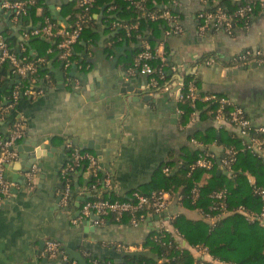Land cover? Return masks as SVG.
Listing matches in <instances>:
<instances>
[{
	"label": "crops",
	"instance_id": "crops-1",
	"mask_svg": "<svg viewBox=\"0 0 264 264\" xmlns=\"http://www.w3.org/2000/svg\"><path fill=\"white\" fill-rule=\"evenodd\" d=\"M40 1L35 14L28 12L17 21L0 5V38L16 52L28 54L30 61H40L44 70L16 105L17 117L26 123V135L15 146L18 159L5 167L12 188L0 201V264H68L62 258L44 261L50 239L59 241L70 259L74 258L67 248L79 252L88 264L94 259L119 262L125 254L118 248L120 244L145 250L144 241L151 231L161 229L163 221L166 228L175 229L172 215L182 213L190 219L206 220L201 209L186 207L177 195L163 218L147 215L136 225L109 217L101 224L96 215L82 218L80 214L82 204L91 197L127 199L135 190L150 193L160 189L166 173L162 165L171 162L177 171L198 152L192 138H199L193 134L218 124L211 118L180 124L177 87L189 75L199 80V91L232 98L254 123L264 124V65L236 62L247 49L264 50V13L243 26L238 24L232 35L214 29L201 35L198 14L210 6V0H179L178 5L170 2L181 18V34H173L166 22L145 23V39L166 61L168 79L163 86L170 87L154 92L148 87V76L130 73L140 41L117 36L118 28L126 22L116 18L113 8L104 7L93 14L73 47L74 60L67 65L52 38L34 36L31 31L42 25L45 6L58 25L72 26L78 19L79 0ZM120 80L129 82L134 90H126ZM21 84L22 79L10 65L0 67V103L6 104ZM0 135L8 136L7 123L1 118ZM90 143L94 148H88ZM205 144L213 145L220 154L228 147L216 141ZM76 149H89L87 152L97 157L101 173L95 190L87 167L70 173L72 192L65 206L63 174ZM40 150L41 156L36 157ZM34 165L37 172L29 184L26 174ZM216 169L226 174L220 167ZM208 178L206 173L200 184ZM249 178L256 179L253 174L248 175V182ZM185 249L198 262V253Z\"/></svg>",
	"mask_w": 264,
	"mask_h": 264
},
{
	"label": "built area",
	"instance_id": "built-area-1",
	"mask_svg": "<svg viewBox=\"0 0 264 264\" xmlns=\"http://www.w3.org/2000/svg\"><path fill=\"white\" fill-rule=\"evenodd\" d=\"M95 1L96 0H79V5L84 9L85 13L78 17L74 26H60L56 21L52 20V18L46 17L42 25L33 29L31 34L34 36L44 35L56 39V46L59 50L60 57L67 65L71 64L73 47L80 40L86 26L92 21L93 14L90 13V11ZM127 1L141 10L143 16L151 21H165L171 27V32L173 34L178 35L183 32L181 18L176 12L170 9L158 11L149 10L146 6V0ZM210 2L213 4V9L208 7L198 14L200 20L199 33L201 35L207 34L212 29L232 35L236 31L238 19H244L248 22L255 15L264 13V0H239V6L234 11H230L224 7L221 0H210ZM178 3L179 0L171 1L172 5H178ZM32 4L33 1L0 0L1 7L9 11L16 21L28 14ZM117 25L122 26L120 22H117ZM139 25V22L133 25H123L126 27L129 37H132V31H136L135 36L140 41V51L135 57L134 65L130 69V73L134 74L135 71H138L148 76V87L154 92H159V90L163 88L169 89V86L164 85V87L161 85V82L166 78L163 70L166 61L153 50L150 42L139 32ZM156 58L161 60L159 69L153 64ZM236 62L240 65H250L253 62L264 65V50L247 49L236 58ZM39 64L40 61H30L26 55H22L13 50L7 40L0 38V67L10 65L13 72L22 79L35 76L38 72ZM185 85L183 81L180 83V86L177 87L178 101H181L184 97L182 91ZM29 91V88L22 90L21 87L18 86L11 96L9 105L2 107L0 104V113H10L13 111L16 108L19 98L28 94ZM187 91L186 98L192 102L193 106H196V101L198 100L205 102L207 105L214 104L216 106L213 112L214 121L219 127L231 129L240 140V147L234 145L223 147V154H220L213 148V145L205 144L192 138V142L197 147L198 152L194 162L189 165L188 177H191L192 174L198 170H203L208 173L220 167L231 178L235 175L234 165L237 162L240 152H249L257 158L264 160V124L254 123L245 113L244 109L226 95L217 93L200 95L197 85L193 82L189 83ZM179 112L181 113V110H179ZM199 120L200 110L195 108L191 113L189 124H196ZM25 135L26 123L22 117H18L17 121L10 128L7 137L0 135V201L8 197L11 193L12 183L9 182L5 176V167L7 164L18 159L15 146ZM73 157V161L68 163L63 174L65 187L62 192V204L65 206L69 203L72 192L70 173L80 167L83 161H87V168L95 177L98 176V170L100 168L97 157L89 152L81 153L76 149ZM164 171L169 173L170 169L165 167ZM36 172V165L27 172L26 177L29 184L33 183ZM249 185L252 193L262 202V207L259 211L248 210L244 205H239L238 207L230 209L228 206L230 192L228 188H222L212 193L209 211L205 212L201 210L203 217L214 223L223 216L238 212L244 214L250 221H258L261 225H264V185L259 184L254 178H249ZM97 187L96 182L91 184L93 190L97 189ZM176 195L179 200L183 199L180 192L178 193L176 190L172 189L154 190L150 193L135 190L127 199H113L97 196L85 200L81 207L80 216L86 218L92 214L96 215L99 218V223L102 224L110 216H113L116 221H121L125 215H129L130 222L136 225L143 223L147 215H156L163 218L168 211L172 199ZM199 196L200 188L199 185H196L192 189V200L194 203L198 200ZM171 218H175V215H172ZM165 223L166 221H163V225L160 229V231L163 232L162 236H154L156 241H161V237H166L167 234L170 235L171 233L172 236H170L172 238L164 241V244H174L175 247L180 250H186L185 248L195 250L199 256L197 264H228L215 260L210 254L208 247L204 245H188L181 232L176 229L169 230L166 228ZM118 248L124 253L137 251V247L125 244H120ZM43 254L48 259L55 260L61 256L62 260L66 261L68 264H79L76 260L69 258L62 249L60 242L55 239H50L46 242V248ZM209 256L212 257L211 260L208 259ZM97 263L98 260H92V264ZM157 264H171V259L168 257H159L157 259Z\"/></svg>",
	"mask_w": 264,
	"mask_h": 264
},
{
	"label": "trees",
	"instance_id": "trees-1",
	"mask_svg": "<svg viewBox=\"0 0 264 264\" xmlns=\"http://www.w3.org/2000/svg\"><path fill=\"white\" fill-rule=\"evenodd\" d=\"M172 0H146V6L149 10H164L173 9L169 6ZM221 3L230 11H234L239 6V0H221ZM42 4L37 0L36 4L31 5L29 8L30 14H35L37 7ZM77 19L80 15L85 13L84 9L79 5L77 6ZM113 8L112 12L116 13V18L125 20L126 25H133L139 22V32L144 36V29L146 22H165L163 20L151 21L143 16V12L131 5L127 0H96L90 13L94 14L102 8ZM213 9V4L209 6ZM50 17L48 8L45 6L44 19ZM247 23L244 19H238L237 24L242 26ZM76 24V21L72 26ZM118 28V27H117ZM116 28V29H117ZM118 37L122 36L124 39L138 40L135 36L136 31H132L133 35L130 38L127 35V29L125 26L118 28ZM55 42L56 39L52 38ZM139 41V40H138ZM153 50L155 48L152 46ZM26 55V54H23ZM29 57V55L27 54ZM75 56L71 57V63ZM29 59H32L29 57ZM37 61V60H34ZM135 61V59H134ZM134 61L131 62V67L134 65ZM153 64L159 69L161 60L159 58L154 59ZM165 80L161 82V85L168 79L166 69L164 67ZM44 70L38 65V72L33 77L22 78L21 89L29 88L32 80L42 77ZM185 82V88H183V99L179 101L180 104V124L188 125L192 111L197 108L200 110V120L214 119V110L216 106L207 105L205 102L198 100L196 106H193L192 102L186 98L187 88L189 83L193 82L197 85L198 93L205 95L206 93L199 91V80L195 79L192 75L187 76ZM212 93V92H210ZM11 102L8 99L7 103H0L2 107H6ZM0 118L7 123L8 134L10 128L17 121L16 108L10 113H0ZM198 122V123H199ZM200 131V130H199ZM196 131L193 136L199 138L203 143H209L216 141L217 144H224L228 147L234 145L240 147V140L234 132H230L226 127L211 126L205 131ZM3 136V135H2ZM6 137V136H3ZM90 151L89 149H81V153ZM197 157V151L191 159H188L177 171H173L174 167L171 162L162 165V168L168 167L169 173L162 175L160 189L176 190L180 191L183 196L182 201L184 205L190 209H201L202 211H209L211 204V195L214 191L228 188L230 194L228 198V206L230 209L244 205L248 210L259 211L262 207V202L256 197L252 191L248 182V175L253 174L257 182L264 185V160L257 158L249 152H240L237 162L234 165L235 175L229 177L226 174L219 172L218 169H213L208 172L209 178L203 184L201 180L207 173L203 170H198L192 174L191 177L187 176L189 165L194 162ZM88 166L87 161H83L80 167L86 168ZM161 168V169H162ZM163 170V169H162ZM161 170V171H162ZM101 171L98 170V176L100 177ZM93 176V175H92ZM97 176V177H98ZM71 177V176H70ZM95 176L91 178V184L96 181ZM196 185H199L200 196L194 203L192 200V189ZM157 189V190H160ZM109 196V195H107ZM113 197V196H111ZM92 198V197H91ZM89 198V199H91ZM114 199V198H113ZM112 221L115 220L113 216L109 217ZM130 221V216L125 215L121 220ZM172 225L175 229H178L183 235L185 240L192 245L201 244L208 247L210 254L216 260L228 264H264V225H261L258 221H250L244 214L235 212L230 215L223 216L211 223L204 219H190L185 214H178L172 221ZM160 230L151 231L146 240L144 241L143 251H136L131 253H125L123 260L116 262L114 259L99 260L97 264H157L159 257H168L171 259V264H196V260L188 250H180L175 245L164 244V241L170 240L172 237L167 234L166 237H161V241L155 240V235L162 236ZM176 244V243H175ZM110 261V262H107ZM214 264V263H208Z\"/></svg>",
	"mask_w": 264,
	"mask_h": 264
},
{
	"label": "water",
	"instance_id": "water-1",
	"mask_svg": "<svg viewBox=\"0 0 264 264\" xmlns=\"http://www.w3.org/2000/svg\"><path fill=\"white\" fill-rule=\"evenodd\" d=\"M120 83L122 84L123 87L126 88V90L127 89L129 91H133L134 90V87L131 86L129 82H126L124 80H120ZM122 91L124 92V88L122 89ZM46 147H48V146H46ZM88 148L89 149H92V148H94V145H92V143H90V145L88 146ZM41 152H42V150L36 151V155L35 156L36 157L37 156L40 157L41 154H42ZM99 157L102 158L101 151H99ZM61 188H64V185H61ZM79 214H80V211H79ZM67 250H68L67 253L70 254L72 258L77 259L79 261V264H88L87 261H86V259L79 252L73 251L72 249H69V248H67ZM59 260H61V257H59ZM44 261L45 262H48V258H44Z\"/></svg>",
	"mask_w": 264,
	"mask_h": 264
}]
</instances>
